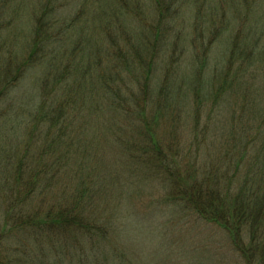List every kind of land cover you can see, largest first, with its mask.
Returning <instances> with one entry per match:
<instances>
[{"label": "rangeland", "instance_id": "obj_1", "mask_svg": "<svg viewBox=\"0 0 264 264\" xmlns=\"http://www.w3.org/2000/svg\"><path fill=\"white\" fill-rule=\"evenodd\" d=\"M126 1L134 9L137 0ZM227 1L232 4L230 0L221 4L219 0L187 1L186 16L177 25L182 46L177 48L176 60L167 54L161 69L152 75L155 93L170 83L166 100L157 98V106L149 98L147 105L149 116L156 113L159 117L152 127L161 147L167 157L180 161L166 170L168 176L153 165L159 174L152 167L148 172V166L135 163L126 153L128 144L134 147L143 139L125 111L116 120L115 132H109L103 123L106 113L90 115L83 105V112L59 141L57 129L48 134L50 125L36 119L46 96L38 82L42 73L30 70L10 89L9 97L0 101V264H258L237 250L223 228L176 205L165 182L170 172L182 174L188 162L199 173L208 167L219 169L223 164L218 158L226 155L225 148L233 141L229 138L231 122L246 127L261 123L264 64L242 73L237 63L228 66L224 52L252 30L251 37L264 34V0H248L254 7L257 3L249 10L235 0L226 39L214 43L209 38L208 49L214 43L210 51L197 45V27L211 21L212 10L227 9ZM39 3L4 2L3 13L10 25L6 36L20 31L17 48L21 57ZM124 3L120 8L126 7ZM55 8L60 22L73 24V28L87 18L102 47L98 12L102 0H60ZM94 14L99 15L93 23ZM219 17L214 11L212 20ZM139 18L127 27L133 31L140 27ZM146 24L151 25V20ZM200 57L206 59L205 66L198 62ZM167 67L172 69L167 72ZM252 71L256 75L248 74ZM67 80L58 87L63 88ZM72 84L69 80L68 87L57 89L58 97L68 93L81 97ZM74 107H68V120L73 118ZM66 152L70 154L67 165L58 171L55 159ZM90 190L96 194L90 195ZM79 191L83 194L80 200ZM249 245L245 238L244 248Z\"/></svg>", "mask_w": 264, "mask_h": 264}, {"label": "trees", "instance_id": "obj_2", "mask_svg": "<svg viewBox=\"0 0 264 264\" xmlns=\"http://www.w3.org/2000/svg\"><path fill=\"white\" fill-rule=\"evenodd\" d=\"M5 1L0 0V101L9 97L10 89L19 84L28 71L38 70L42 73L38 82L46 96L43 95L36 119L39 123L50 125L48 134L57 129L60 135L58 140L61 141L69 132L70 123L83 112V105L89 108L90 115L106 113L107 120L104 119L103 123H106L109 132H115L116 120L121 111H125L128 120H135L133 128L143 139L138 138L139 142H135L134 147L130 144L126 147L122 142L126 153L135 163L148 166V172L153 165L168 176L170 167L178 166L180 161L167 157L161 147L157 130L152 127L159 117L156 113L150 117L147 105L149 98L157 106L158 99L166 100L167 85L170 83L162 85L155 93L152 75L161 69L160 65L167 54L176 60L174 55H177V48L182 46L179 43L182 34L177 25L186 16L187 1L192 0H148L146 4L137 0L134 9L127 6L126 0H102V10L98 11L99 17H102V47L96 39V30L89 28L91 25L87 18L80 25L82 29H79L80 26L73 28V24L61 23L56 17L55 4L60 0H40L27 47L22 49L24 57L17 48L20 31H15L10 38L6 36L10 25L3 13ZM202 1L195 0L198 3ZM222 1L219 0V4ZM230 1L232 4L226 3L228 10L223 7L212 10L211 21L197 27L196 30L200 32L198 46L210 51L215 42L226 39L225 35L232 29L229 12L235 9L233 5L236 6L235 0ZM239 1V5H246L248 10L257 7V3L254 7L248 0ZM122 2L126 7L120 8ZM84 5H87V1ZM214 11L220 14L218 21L212 20ZM98 15H92L93 23L97 22ZM137 17H140V27L133 31L127 24L132 25ZM149 20L152 24L145 25V21ZM252 33L253 30L237 44L234 41L227 49L229 52H224L228 66L237 63V69L242 73L252 70L255 65L264 64V34L257 38L256 34L251 37ZM212 37L214 43L208 49L206 41ZM199 61L202 66L207 63L203 57ZM171 69L165 68L167 72ZM256 73L252 71L248 74ZM66 79L68 82L64 87L72 80V86L78 88L81 97L78 94L70 96L69 93L58 97L57 91L64 89L58 86ZM72 104L75 112L73 118L68 120L67 110ZM245 112L251 113V110L246 108ZM259 112L261 123L252 127L240 126L236 120L235 123L231 122L229 138L233 141L225 148L226 155L222 153L218 158L223 168L208 167L199 173V169L188 162L182 174L170 172L165 182L176 205L195 212L205 222L223 228L237 250L249 260L264 264V106ZM138 121L141 125L137 124ZM69 156V152H66L55 159L58 171L66 167ZM153 167V171L159 174ZM95 194L90 190V195ZM77 196L80 200L83 194L79 191ZM63 223H67V220H63ZM245 238L250 240L247 248L243 246Z\"/></svg>", "mask_w": 264, "mask_h": 264}]
</instances>
